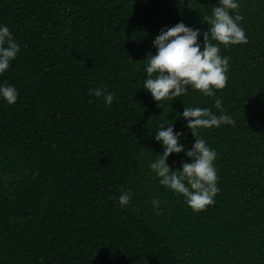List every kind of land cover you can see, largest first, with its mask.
Wrapping results in <instances>:
<instances>
[{
	"label": "trees",
	"instance_id": "trees-1",
	"mask_svg": "<svg viewBox=\"0 0 264 264\" xmlns=\"http://www.w3.org/2000/svg\"><path fill=\"white\" fill-rule=\"evenodd\" d=\"M236 2L248 43L219 45L225 89L189 87L160 108L144 88L155 38L182 22L203 51L220 0H0V27L20 48L0 74L18 93L14 105L0 97V264H264V0ZM185 107L235 121L199 130L219 193L198 213L150 167L162 125L191 150Z\"/></svg>",
	"mask_w": 264,
	"mask_h": 264
},
{
	"label": "clouds",
	"instance_id": "clouds-1",
	"mask_svg": "<svg viewBox=\"0 0 264 264\" xmlns=\"http://www.w3.org/2000/svg\"><path fill=\"white\" fill-rule=\"evenodd\" d=\"M239 4L236 0H220L219 6L212 8L210 16L205 17L208 28L203 33V51L198 43L199 30H193L182 22L167 29H162L155 38L153 46L156 54H149L147 58V79L144 88L151 93L158 107L161 101L176 100L186 94L188 88L201 92L206 97H213L216 91L225 89L228 83L229 58L220 55V47L247 44L245 32L239 26L244 18L230 12H237ZM211 36V40L209 37ZM211 41H215L213 44ZM20 48L7 26L0 27V74L5 73L13 60L16 59ZM96 97L103 92L97 88L93 90ZM0 97L9 105L17 103L18 93L12 86H0ZM105 103L111 105L113 95L104 96ZM215 107L222 109V101L215 100ZM183 118L187 121V128L191 131L195 142L191 150L185 152L184 145L179 143L183 133L174 132L170 125L164 126L156 132L155 139L162 142L163 155H156V160L150 164L152 171L159 178V183L182 195L188 207L193 212L205 211L214 205L215 197L219 193L217 187L218 176L214 167L217 153L199 138L200 129L220 127L222 124L234 125L235 121L227 115L217 116L207 108L185 107ZM184 152L191 163H183L182 170L172 171L166 163L173 153ZM131 193L123 192L119 197L121 207L130 203ZM154 208L159 207V201H152Z\"/></svg>",
	"mask_w": 264,
	"mask_h": 264
}]
</instances>
